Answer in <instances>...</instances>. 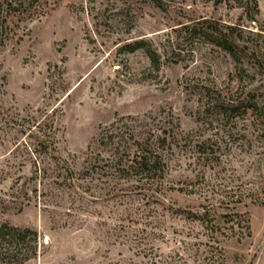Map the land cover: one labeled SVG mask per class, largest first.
<instances>
[{
    "label": "rangeland",
    "instance_id": "obj_1",
    "mask_svg": "<svg viewBox=\"0 0 264 264\" xmlns=\"http://www.w3.org/2000/svg\"><path fill=\"white\" fill-rule=\"evenodd\" d=\"M39 6L43 16L12 21L14 37L0 51V224L36 231L37 252L0 264H144L145 244L167 255L182 239L196 243L193 254L205 241L202 222L223 227L226 214L244 223L224 264H264V130L247 103L264 95V0ZM230 27L255 52L241 67L217 39ZM222 99L235 108L213 106ZM42 121L74 174L110 156L98 143L105 129L166 130L163 188H70L31 154ZM192 254L174 260L197 264Z\"/></svg>",
    "mask_w": 264,
    "mask_h": 264
},
{
    "label": "trees",
    "instance_id": "obj_2",
    "mask_svg": "<svg viewBox=\"0 0 264 264\" xmlns=\"http://www.w3.org/2000/svg\"><path fill=\"white\" fill-rule=\"evenodd\" d=\"M43 14L40 10L39 0H0V51L14 37L10 27L13 20L15 22L32 20L34 17L43 16ZM229 31L228 35L224 37L219 35L217 39H222L223 51L230 56L235 64L238 63L241 67L244 59L255 57V52H250L247 46L239 45L233 35L234 27H230ZM148 55L150 62L156 65V54L151 52ZM253 65L255 66V64ZM260 100L259 103L256 101L247 103H249L250 110L256 113L253 122L264 130V95ZM213 106L235 108L234 103L229 99L218 100L214 102ZM54 111L55 109L50 114H53ZM48 115L45 114L43 121L48 118ZM43 121L35 126L40 136L36 138L37 144L31 154L34 155L38 165H43V172L51 163L52 168L59 172L58 176H61L63 182L70 188L85 192L96 188L99 183H105L106 186L112 185L110 190L116 193H125L127 190L124 189L126 188L155 193L156 190L163 188L165 176L168 174L169 158L172 156V148L169 145L166 130L160 129V131L153 132L144 128L146 125H139L140 130L133 127L127 134H124L125 132L121 130L114 133L111 128L105 129V133L100 136L98 143L110 151V156L106 159L100 157L82 172L74 174L69 170L66 162L58 157L56 137L47 131L52 128V125L48 127V124ZM177 192L181 193L182 190ZM224 217L227 220L222 225L223 227L213 224V221L210 220L202 222L206 230L205 241L196 246L193 254V246L196 243L188 244L184 239L176 241L181 250H169L167 255L158 248L148 247V243L145 244L141 249L142 257L146 259L144 264H178L174 259L179 257L182 260L183 254L195 256L193 263L197 264H224L225 246L229 241L241 239L240 230L244 223L237 215L226 214ZM193 218L199 220V216H193ZM224 230L227 232H223ZM135 240H137L135 244H140L143 238ZM37 241L36 231L0 224V256H4L9 263L26 262L34 258L37 252ZM188 261V259L183 260V264H191Z\"/></svg>",
    "mask_w": 264,
    "mask_h": 264
}]
</instances>
